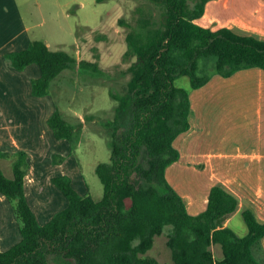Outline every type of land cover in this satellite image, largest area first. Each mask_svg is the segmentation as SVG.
<instances>
[{
  "label": "trees",
  "instance_id": "16d2710c",
  "mask_svg": "<svg viewBox=\"0 0 264 264\" xmlns=\"http://www.w3.org/2000/svg\"><path fill=\"white\" fill-rule=\"evenodd\" d=\"M151 1L162 7V17L138 18L127 34V53L136 56L128 68V91H110L117 101L107 133L111 159L96 167L104 185L103 197L79 195L69 176L54 177L52 181L69 203L40 224L25 197L28 154L19 151L13 177L0 165V193L17 199L22 239L0 250V264H49L53 254L73 259L75 264H162L146 253L167 225L171 226L167 245L173 264H264V221L252 208L242 211L248 230L239 236L224 225L240 206L239 197L224 184L212 186L206 209L194 215L166 177L167 166L180 158L173 142L190 128L192 109L190 92L177 86L176 78L189 76L195 89L216 73L227 77L248 67L264 69V39L229 26L213 29L198 23L209 0ZM8 56L18 70L39 65L41 75L32 80L35 96L46 95L52 80L77 64L75 56L52 49L42 39ZM212 56V72L199 74L200 60ZM49 123L58 138H72L77 130L59 109ZM6 155L0 150V158ZM134 174L141 178L139 182ZM216 245L221 246V257L215 254Z\"/></svg>",
  "mask_w": 264,
  "mask_h": 264
},
{
  "label": "rangeland",
  "instance_id": "374dc122",
  "mask_svg": "<svg viewBox=\"0 0 264 264\" xmlns=\"http://www.w3.org/2000/svg\"><path fill=\"white\" fill-rule=\"evenodd\" d=\"M241 1L238 9L219 10L222 17L240 15L244 9ZM162 13V7L151 0H0V43L10 37L8 31L22 29V37H27L25 43L17 39L8 44L3 50L5 63H0V150L7 152L0 165L8 177H13L18 152H27L25 197L40 224L47 223L69 203L68 196L52 181L54 177L69 176L79 195L90 194L95 200L103 197L104 185L96 167L111 159L107 133L115 118L117 101L110 91L127 93L131 77L128 68L136 60L133 53H127V34L137 25L139 17L160 20ZM121 17L124 22L119 21ZM209 19L207 16L200 22L207 24ZM211 25L218 26L219 22ZM35 39H42L52 49L65 50L77 58L74 67L63 70L52 80L44 96L32 93V80L41 75L39 65L32 63V67L18 70L7 54L9 49L28 47ZM214 61L215 56L201 59L203 67L199 74H210ZM175 84L192 91L187 75L177 77ZM201 103L198 111H210L203 117L212 121L210 126L215 124V134L221 133L224 127L218 120L220 111L223 113L222 106L216 102L214 105ZM58 109L77 127L72 138L56 137L50 126L49 118ZM198 111L196 108L192 116ZM142 157L146 159L145 151ZM189 175L195 186L199 179L209 176L208 172ZM133 179L141 180L136 174ZM16 204L17 199L0 193V250L22 239L23 221ZM246 226L244 217L238 215L231 229L241 236L246 233ZM170 227L167 225L165 231L155 237L153 247L146 253L163 264H173L167 245ZM214 250L217 257L222 256L220 245ZM49 264H75V261L53 254Z\"/></svg>",
  "mask_w": 264,
  "mask_h": 264
},
{
  "label": "crops",
  "instance_id": "0c3cea01",
  "mask_svg": "<svg viewBox=\"0 0 264 264\" xmlns=\"http://www.w3.org/2000/svg\"><path fill=\"white\" fill-rule=\"evenodd\" d=\"M239 2L242 1L209 0L204 15L196 21L201 24L200 21L209 16V22L202 25L213 29L229 26L264 39V0H243L244 9L240 15L222 17L219 10L238 9ZM222 20L224 24H220ZM215 21L219 22L218 26L211 25ZM21 32L22 29L8 31L10 37L0 43L1 64L5 63L3 50L8 44L17 39L27 42V37H22ZM10 51L13 52L9 49L7 54ZM190 99V128L173 142L180 158L166 168L169 183L183 197L191 214L196 215L206 209L210 189L222 183L240 199L238 210L225 221V226L231 228L238 215L243 216V209L248 207L255 211L259 220L264 221V69L248 67L227 77L216 73L205 85L192 89ZM201 102L213 105L216 102L222 106L223 113L220 111L218 120L224 127L221 133L215 134V124L210 126L212 121L204 119L203 114L208 115L210 111H198ZM196 108L195 118L192 112H196ZM203 172H208V178L202 177L195 186L189 174ZM245 229L247 233V226Z\"/></svg>",
  "mask_w": 264,
  "mask_h": 264
}]
</instances>
